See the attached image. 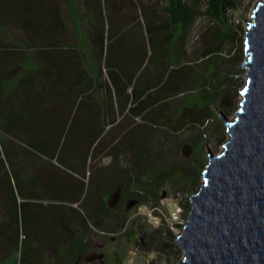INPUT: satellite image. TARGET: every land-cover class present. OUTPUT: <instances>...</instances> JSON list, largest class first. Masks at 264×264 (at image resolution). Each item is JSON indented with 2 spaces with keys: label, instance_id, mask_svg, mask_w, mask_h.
<instances>
[{
  "label": "trees",
  "instance_id": "obj_1",
  "mask_svg": "<svg viewBox=\"0 0 264 264\" xmlns=\"http://www.w3.org/2000/svg\"><path fill=\"white\" fill-rule=\"evenodd\" d=\"M240 3L163 0L128 14L131 0H61L76 39V98L60 130L29 113L25 130L0 131V209L13 233L5 247L0 230V264H36L32 238L53 250L44 264H113L128 252L120 239L143 251L157 239L136 231L132 209L183 194L186 218L206 137L221 134L215 110L228 106ZM95 232L119 235L101 261L87 260Z\"/></svg>",
  "mask_w": 264,
  "mask_h": 264
},
{
  "label": "water",
  "instance_id": "obj_2",
  "mask_svg": "<svg viewBox=\"0 0 264 264\" xmlns=\"http://www.w3.org/2000/svg\"><path fill=\"white\" fill-rule=\"evenodd\" d=\"M246 82L238 109L222 114L228 138L207 153L189 213L171 242L183 253L173 264H264V0L244 33Z\"/></svg>",
  "mask_w": 264,
  "mask_h": 264
},
{
  "label": "crops",
  "instance_id": "obj_3",
  "mask_svg": "<svg viewBox=\"0 0 264 264\" xmlns=\"http://www.w3.org/2000/svg\"><path fill=\"white\" fill-rule=\"evenodd\" d=\"M60 2L0 0V131L25 130L29 113L52 117L60 130L71 115L76 39Z\"/></svg>",
  "mask_w": 264,
  "mask_h": 264
},
{
  "label": "rangeland",
  "instance_id": "obj_4",
  "mask_svg": "<svg viewBox=\"0 0 264 264\" xmlns=\"http://www.w3.org/2000/svg\"><path fill=\"white\" fill-rule=\"evenodd\" d=\"M163 0H131L130 5H125L122 10L123 13H133L134 11L139 13L141 4L149 5L151 3L161 5ZM260 0H242V3L238 4L231 12V21L238 29L241 27L242 32L240 38L235 42L232 50L231 61L226 65L227 71L230 73V85L227 88V99L228 106L224 109L216 108L215 114L219 117L222 114L225 118L232 120L234 113L238 109V104L242 99V95L239 93L245 85V77L242 76L245 70L241 64L245 59L244 53V33L246 31V21L250 19L251 12L254 9L256 3ZM139 19L137 18L136 23ZM205 24L203 18L197 20V24L193 29L192 35L190 36V45L193 46L196 43L199 36V29ZM215 124V123H214ZM221 134L219 136L210 137L207 135L206 142H204L203 156L201 157L200 163L203 166L202 171L207 163V153L218 154L221 150V144L228 138V134L225 129V125L219 118L217 121ZM182 157L185 159L191 155V152H187L184 149L181 151ZM102 164L107 163V160L103 159ZM201 182L202 178L199 176ZM198 190V188H197ZM184 195L178 194L176 198L165 197L161 200L160 206L155 209L141 206L137 210L132 209L130 211V218L135 221V229L138 230L139 226L143 227V233L154 234L157 239L154 240L153 244H149V248L143 251L140 250L136 245L129 244L125 239H120L124 248L128 249V252L121 256L119 262L113 264H173L179 259L183 258L182 251L171 242V240L181 232L182 224L186 218L182 214V208L180 204L184 202ZM76 206V205H75ZM42 210V209H41ZM8 219L7 213L0 209V230L4 232V236L1 237V244L8 247L9 238L13 236V233L8 230L6 225ZM170 231V234H167ZM155 236V237H156ZM119 235L110 236L108 239L100 237L98 233L93 234V253L87 257V260H91L95 257L96 260L101 261L112 249L109 245L117 242ZM23 238V236H21ZM140 236L138 237V239ZM32 240L36 243V249L34 250L33 261L36 264H44V257L50 252H53L48 246L41 244L39 239ZM149 241V240H148ZM105 253V254H104Z\"/></svg>",
  "mask_w": 264,
  "mask_h": 264
},
{
  "label": "built area",
  "instance_id": "obj_5",
  "mask_svg": "<svg viewBox=\"0 0 264 264\" xmlns=\"http://www.w3.org/2000/svg\"><path fill=\"white\" fill-rule=\"evenodd\" d=\"M181 230H182V227H181Z\"/></svg>",
  "mask_w": 264,
  "mask_h": 264
},
{
  "label": "flooded vegetation",
  "instance_id": "obj_6",
  "mask_svg": "<svg viewBox=\"0 0 264 264\" xmlns=\"http://www.w3.org/2000/svg\"><path fill=\"white\" fill-rule=\"evenodd\" d=\"M94 254V253H93Z\"/></svg>",
  "mask_w": 264,
  "mask_h": 264
}]
</instances>
